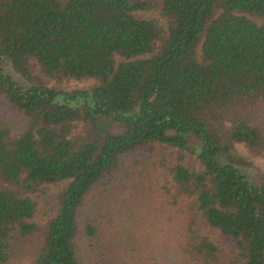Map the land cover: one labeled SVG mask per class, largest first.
<instances>
[{"label": "trees", "instance_id": "trees-1", "mask_svg": "<svg viewBox=\"0 0 264 264\" xmlns=\"http://www.w3.org/2000/svg\"><path fill=\"white\" fill-rule=\"evenodd\" d=\"M263 117L264 0H0V264H264Z\"/></svg>", "mask_w": 264, "mask_h": 264}, {"label": "rangeland", "instance_id": "rangeland-1", "mask_svg": "<svg viewBox=\"0 0 264 264\" xmlns=\"http://www.w3.org/2000/svg\"><path fill=\"white\" fill-rule=\"evenodd\" d=\"M140 15H142L145 18H155L157 17V13L154 11H145V12H139ZM260 21V20H258ZM5 70L10 73L15 79L22 81L23 79L11 68V66L9 64H6L5 66ZM91 83L90 80H82V81H76V80H62L60 82H57L55 80H49V84L55 87H59L62 88L63 90H73V89H77V88H85L87 87L89 84ZM262 124L264 125V117L261 119ZM101 125L104 128H109V126L111 125V121L110 119L104 118L101 121ZM238 153L243 156L245 158V160L248 161V165H243L241 166V169L249 176L251 177V179L255 180V178L257 177L259 172L264 173V153L260 154V155H256L253 156L251 155L247 148L242 145V144H237L236 146ZM185 156L186 159L189 161V163L193 164L194 166L198 167V161L196 160V156L194 154H191L189 152H185ZM55 187H49V191L50 190H54ZM41 192V191H40ZM37 192L32 194V196L34 197V199H36V201L39 203L38 206V211L36 212V215L34 217L35 220L40 221L41 219H43L47 212H49V206L47 207L45 205L44 199L39 196L41 193ZM139 198H141L142 200H144L143 196L140 195ZM132 207V206H131ZM205 230H207V228H205ZM209 235L211 238L215 239L217 243L222 244V241L219 239V235L216 232L210 231ZM16 257H11V259L9 260L12 263H7V264H16L19 263V260H16Z\"/></svg>", "mask_w": 264, "mask_h": 264}]
</instances>
